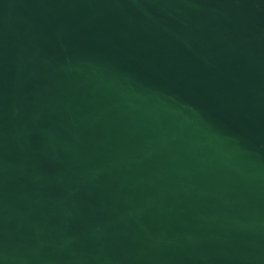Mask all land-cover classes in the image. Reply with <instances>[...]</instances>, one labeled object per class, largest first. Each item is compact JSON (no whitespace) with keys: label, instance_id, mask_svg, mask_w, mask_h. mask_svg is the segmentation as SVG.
<instances>
[{"label":"water","instance_id":"1","mask_svg":"<svg viewBox=\"0 0 264 264\" xmlns=\"http://www.w3.org/2000/svg\"><path fill=\"white\" fill-rule=\"evenodd\" d=\"M0 264H264V0H0Z\"/></svg>","mask_w":264,"mask_h":264}]
</instances>
